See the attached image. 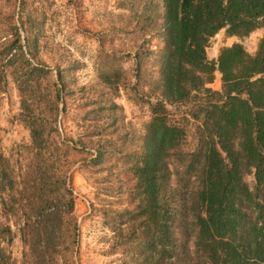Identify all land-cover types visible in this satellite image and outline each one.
Listing matches in <instances>:
<instances>
[{
    "label": "rangeland",
    "instance_id": "rangeland-1",
    "mask_svg": "<svg viewBox=\"0 0 264 264\" xmlns=\"http://www.w3.org/2000/svg\"><path fill=\"white\" fill-rule=\"evenodd\" d=\"M163 26L164 0H0V264H146L134 169L162 102ZM263 40L264 25L245 37L224 29L207 55L217 63L238 44L255 56ZM206 89L224 91L218 71ZM215 101L200 92L165 104L183 132L169 159L183 256L167 264L197 261L182 198L195 187ZM244 180L256 188L254 171ZM51 197L74 200L55 230L34 210Z\"/></svg>",
    "mask_w": 264,
    "mask_h": 264
},
{
    "label": "trees",
    "instance_id": "trees-1",
    "mask_svg": "<svg viewBox=\"0 0 264 264\" xmlns=\"http://www.w3.org/2000/svg\"><path fill=\"white\" fill-rule=\"evenodd\" d=\"M260 25L264 0H164L162 102L152 109L144 153L134 169L146 217V264L178 263L183 256L174 234L173 203L180 195L170 185L169 163L183 132L169 124L165 104L185 103L200 92L217 101L205 121L203 163L191 167L195 187L182 198L197 229L196 264H264V40L255 56L238 44L223 49L217 63L207 55L221 30L245 37ZM217 71L222 93L206 89ZM32 138L37 143L35 132ZM251 171L254 190L244 180ZM38 202L35 215L53 230L74 210V200L65 197Z\"/></svg>",
    "mask_w": 264,
    "mask_h": 264
}]
</instances>
